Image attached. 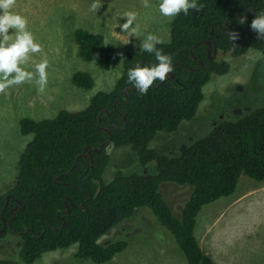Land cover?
I'll use <instances>...</instances> for the list:
<instances>
[{
    "label": "trees",
    "instance_id": "1",
    "mask_svg": "<svg viewBox=\"0 0 264 264\" xmlns=\"http://www.w3.org/2000/svg\"><path fill=\"white\" fill-rule=\"evenodd\" d=\"M196 4L197 9L175 15L170 40L156 45L172 57L173 79L167 74L164 81L154 80L145 94L132 90L128 68L158 62L153 53L128 52L114 88L96 93L85 109L21 121V133L33 138L21 157L16 185L0 197V240L10 233L21 236L19 259H14L17 254L0 258V264H34L45 253L74 245L75 259L105 264L129 243L118 239L101 245L99 240L141 208L149 209L169 232L188 264H215L195 236L196 219L207 204L232 196L242 176L264 181V106L237 120L217 121L206 136L177 153L160 152L151 144L159 133H176L197 116L212 75L231 70L219 55L237 58L249 50L264 55V36L250 27L264 13V0ZM229 32L237 38L231 39ZM74 40L82 59L103 68L112 64L115 49L102 34L77 28ZM206 41L212 43L210 52ZM215 48L217 56L210 59ZM73 83L86 90L95 85L89 72L75 73ZM109 139L101 152L94 151ZM110 144L131 147L140 164H151L153 172L119 170L107 182ZM165 183L191 188L179 216L162 191ZM7 195L12 198L5 207Z\"/></svg>",
    "mask_w": 264,
    "mask_h": 264
},
{
    "label": "rangeland",
    "instance_id": "2",
    "mask_svg": "<svg viewBox=\"0 0 264 264\" xmlns=\"http://www.w3.org/2000/svg\"><path fill=\"white\" fill-rule=\"evenodd\" d=\"M149 3L152 6L145 8L144 0H13L9 11L27 19V29L41 44L40 52L30 54L28 70H34L32 65L46 58L47 83L42 91L34 82L11 85L0 91V197L16 185L21 157L33 138L21 133L24 118L42 120L53 118L64 109H85L96 93L114 88L123 74L125 55L140 51L139 44L147 33L157 35L162 42L170 40L175 16L160 14L156 7L159 0H149ZM126 11L137 13L134 23L140 27L135 34L119 27ZM77 28L102 34L106 43L114 47L110 66L100 67L78 55L74 40ZM14 31L9 29L10 34ZM219 56L230 63L231 70L224 75H212L203 89L205 99L197 116L184 122L176 133H159L152 148L177 153L206 136L217 121L237 120L264 106V55L249 50L237 58L229 54ZM77 72H89L94 78V87L86 90L76 86L73 76ZM107 152L111 156L104 175L107 182L119 170L153 172L151 164L145 167L140 164L131 147L110 144ZM162 191L179 216L191 188L165 183ZM246 191L252 193L235 203ZM195 231L205 252L216 253L217 264H264V181L242 176L235 194L203 207L197 216ZM118 239L127 240L128 248L105 264H188L174 238L147 208L138 209L133 218L113 228L99 243L104 245ZM216 243L226 249L222 257L217 254ZM20 245L21 236L8 234L0 240V258L17 254L14 259H19ZM76 251L77 245L48 252L34 264H94L75 259Z\"/></svg>",
    "mask_w": 264,
    "mask_h": 264
},
{
    "label": "clouds",
    "instance_id": "3",
    "mask_svg": "<svg viewBox=\"0 0 264 264\" xmlns=\"http://www.w3.org/2000/svg\"><path fill=\"white\" fill-rule=\"evenodd\" d=\"M12 5L13 0H0V91L23 82H34L38 90L42 91L47 83L48 60L43 58L32 65L34 70H28L30 54L40 52L41 44L27 29V19L19 13L9 11ZM151 6L149 0H144L145 8ZM92 7L95 8V3ZM156 7L163 16L172 17L181 11L187 14L189 8L197 9L198 6L196 0H159ZM122 15L125 19L119 25L121 30L137 33L140 27L138 23H134L137 13L126 11ZM240 21L243 22V19ZM250 27L259 37L264 36V13L257 14ZM9 29H14V33L10 34ZM229 37L234 40L237 34L229 32ZM160 43V37L151 32L147 33L139 47L144 52L153 53L158 63L144 66L137 63L127 70L128 83L141 94L148 91L154 80L164 81L166 75L172 71V57L156 47Z\"/></svg>",
    "mask_w": 264,
    "mask_h": 264
},
{
    "label": "water",
    "instance_id": "4",
    "mask_svg": "<svg viewBox=\"0 0 264 264\" xmlns=\"http://www.w3.org/2000/svg\"><path fill=\"white\" fill-rule=\"evenodd\" d=\"M234 11H236L237 13H238V11H237V9L236 8H234L233 9ZM249 11L250 12H252V13H254V11H253V9H249ZM249 11H247V12H245V14H244V16L242 17V19H244L246 16H247V13L249 12ZM255 14V13H254ZM238 15H239V13H238ZM226 24H228V20H226ZM213 30H214V26L212 27V30H211V33H210V37H212V32H213ZM206 43H207V45H208V51L210 52V48H211V46H212V43L210 42V41H206ZM191 50H193V48H191ZM217 49L215 48L214 49V53H213V55H210V59H212V58H215L216 56H217ZM203 65V63L201 62V66ZM175 77V75H174V73L173 72H170V73H168V78H171V79H173ZM132 90H136V89H134L133 88V86L132 87H130ZM128 89H125V91H126V96L128 97L129 96V92L127 91ZM105 112H108L107 110H105ZM101 114V113H100ZM108 130V129H107ZM111 139V138H110ZM110 139L105 143V144H103L100 148H97V149H94V151H96V152H101V150L105 147V145L106 144H108L109 142H110ZM86 150H87V152L88 153H90V151H91V148L90 147H87L86 148ZM76 163H74V165H75ZM10 198H12V196H7V202H6V205H5V207L7 206V204H8V202H9V200H10ZM83 207H84V205H83ZM67 211H69V210H67ZM3 231H1L0 232V234L2 233Z\"/></svg>",
    "mask_w": 264,
    "mask_h": 264
},
{
    "label": "crops",
    "instance_id": "5",
    "mask_svg": "<svg viewBox=\"0 0 264 264\" xmlns=\"http://www.w3.org/2000/svg\"><path fill=\"white\" fill-rule=\"evenodd\" d=\"M252 193V191H246V192H244L242 195H241V197H239L236 201H235V203H238L240 200L242 201L245 197H247L248 195H250ZM235 194V193H234ZM195 228H196V226H195ZM195 236H196V238H197V240L199 241V238H198V235H197V233H196V231H195ZM230 236H231V234H228V238L230 239ZM217 242V241H216ZM199 244H200V246L202 247V249L204 250V248H203V245H202V243H200V241H199ZM205 251V250H204ZM216 251H217V254H220L221 255V257H222V254L226 251V249L223 247V246H221V245H219L218 243H216ZM207 254H209L212 258H213V260H214V262H215V258H214V255L216 256V253H214V251H211L210 250V253L207 251L206 252ZM217 259V258H216ZM224 260H225V258H223ZM218 262H215V264H217Z\"/></svg>",
    "mask_w": 264,
    "mask_h": 264
},
{
    "label": "flooded vegetation",
    "instance_id": "6",
    "mask_svg": "<svg viewBox=\"0 0 264 264\" xmlns=\"http://www.w3.org/2000/svg\"><path fill=\"white\" fill-rule=\"evenodd\" d=\"M7 196H9V195H7ZM10 196H12V195H10ZM7 198V197H6Z\"/></svg>",
    "mask_w": 264,
    "mask_h": 264
}]
</instances>
